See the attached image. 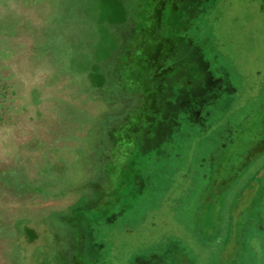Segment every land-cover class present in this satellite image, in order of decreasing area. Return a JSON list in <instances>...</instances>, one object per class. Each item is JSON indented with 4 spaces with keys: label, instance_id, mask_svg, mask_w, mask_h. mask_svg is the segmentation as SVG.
<instances>
[{
    "label": "rangeland",
    "instance_id": "1",
    "mask_svg": "<svg viewBox=\"0 0 264 264\" xmlns=\"http://www.w3.org/2000/svg\"><path fill=\"white\" fill-rule=\"evenodd\" d=\"M79 1L0 0V264H128L169 243L183 247L194 264H208L220 242L205 248L196 210L232 134L235 148L248 146V137L258 139L239 158L251 160L227 195L260 173L264 83L254 90L239 83L228 105L212 103L208 129L182 122L172 140L163 141L162 153L144 156L148 171L154 165L146 177L154 185L145 194L135 197L125 186L104 211L80 203L73 210L69 202L77 205L88 194L106 152L104 129L134 101L123 80L133 69L130 82L148 83L146 69L126 56H137L138 49L157 56L155 47L147 49L153 30L147 18H156V34L166 32L171 20L168 0ZM220 10L236 32L263 23L262 0H222ZM257 112L259 121L252 116ZM144 128L129 133L140 139ZM259 182L252 203L233 215L220 212L215 235L223 243L233 235L238 262L264 264V177ZM73 244L83 253L76 261Z\"/></svg>",
    "mask_w": 264,
    "mask_h": 264
},
{
    "label": "flooded vegetation",
    "instance_id": "2",
    "mask_svg": "<svg viewBox=\"0 0 264 264\" xmlns=\"http://www.w3.org/2000/svg\"><path fill=\"white\" fill-rule=\"evenodd\" d=\"M151 1L159 2L150 0V3ZM168 3L165 10L169 11L171 20L166 32L156 34L154 26L157 20L154 21L156 18L152 19L150 14L146 23L147 28L153 27L147 33V49L155 47L158 55H151L145 48L147 54L138 49L137 56L133 57L132 53L126 56L127 62L133 61L138 68L146 69L148 83L130 82V74L132 79L135 77L133 69L127 74V79L123 80L127 91L125 95L134 101L129 110L122 116L114 117L117 118L114 124L104 129L102 142L106 152L96 167L97 173L89 183L88 194L77 205L69 202L73 210L80 203L81 206L92 205L104 211L105 205L117 200L120 189L125 186L127 192L135 197L145 194L146 189L154 185V181L147 183L146 180V177L152 176L154 165L148 171L142 165L144 156L147 158L152 150L162 153L163 141L172 140L175 130L182 122L203 130L208 129L211 123L207 121V117L212 103L221 107L228 105L239 93V83H249L252 90L257 83H264V57L261 55L264 50V15L263 23L253 30L244 31L240 27L241 32H236L235 26L224 20L220 10L222 0H168ZM133 25L134 28L136 25ZM205 42H209V46ZM139 45L143 47L144 44L142 42ZM139 45L134 48L140 47ZM149 101L152 103L147 104ZM252 116L258 121L262 117L258 112ZM134 125L136 126L133 127ZM141 125L145 126L142 130L143 137L139 139L129 133ZM225 128L233 130L234 125L225 123ZM228 138L230 150L223 156L219 166L211 171V181L196 210L195 226L200 228V236L207 245V250L215 239L221 244L217 250L214 243L213 248L219 252L209 259L208 264H250L244 260L238 262V242L231 241L233 235L223 243L222 238L218 239L215 234H218L220 212L227 210L228 215H233L235 211L254 201V193L261 186L259 180L264 177V165L260 173L257 171L254 178L242 183L241 190L229 197L232 194L228 189L230 182L241 177L242 169L247 165L244 163L251 160L239 158L244 156L249 147L257 145L253 143L258 137L254 140L248 137V146L240 148H235L238 143L233 134ZM117 160L120 161L119 164ZM146 173L149 175L146 176ZM229 191L231 193L227 195L226 192ZM125 209L119 211V215H123ZM116 216L117 213H114L113 217ZM228 218L231 219L230 216ZM79 239L81 241V237ZM72 246L75 248L71 258L74 257L76 261L75 257L83 253L79 252V244ZM183 249L169 243L149 256H136L128 264H194L189 259L188 252Z\"/></svg>",
    "mask_w": 264,
    "mask_h": 264
},
{
    "label": "trees",
    "instance_id": "3",
    "mask_svg": "<svg viewBox=\"0 0 264 264\" xmlns=\"http://www.w3.org/2000/svg\"><path fill=\"white\" fill-rule=\"evenodd\" d=\"M91 1H98V0H89V1H87V0H81V1H79V2H81V3H83V6H85L84 5V3L85 2H91ZM84 13H85V11H84ZM94 13V12H93ZM97 16H99V15H97ZM6 178V177H5ZM4 180V179H3Z\"/></svg>",
    "mask_w": 264,
    "mask_h": 264
}]
</instances>
